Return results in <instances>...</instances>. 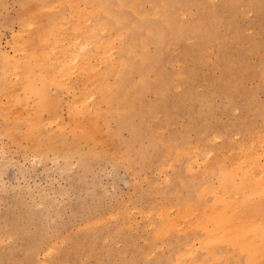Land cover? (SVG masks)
Returning a JSON list of instances; mask_svg holds the SVG:
<instances>
[{
	"label": "rangeland",
	"instance_id": "rangeland-1",
	"mask_svg": "<svg viewBox=\"0 0 264 264\" xmlns=\"http://www.w3.org/2000/svg\"><path fill=\"white\" fill-rule=\"evenodd\" d=\"M0 47V264H264V0H0Z\"/></svg>",
	"mask_w": 264,
	"mask_h": 264
},
{
	"label": "bare ground",
	"instance_id": "bare-ground-1",
	"mask_svg": "<svg viewBox=\"0 0 264 264\" xmlns=\"http://www.w3.org/2000/svg\"><path fill=\"white\" fill-rule=\"evenodd\" d=\"M24 1H25V0H24ZM103 1H104V0H103ZM35 2H36V1H35ZM56 3H57V1H56ZM36 4H37V2H36ZM36 4H35V5H36ZM35 5H34V6H35ZM20 6H21V5H20ZM37 6H38V5H37ZM44 7H45V5H44ZM36 8L39 9V7H34L33 9L36 10ZM22 9H23V7H22ZM33 9H30V10H29V13H28V14H29V16H28V20L26 21V22H27L28 24H30V25L33 24V21H32V20L34 19V16H35V14H36L35 11H31V10H33ZM36 11H37V10H36ZM22 14H23V13H22ZM40 18H41V20H42L44 17L42 18V16L40 15ZM26 22H25V23H26ZM41 23H42V22H41ZM44 24H46V23H44ZM84 27H85V26H84ZM26 28H27V27H26ZM26 28H25V29H26ZM106 28H107V27H106ZM106 28H101V31H102V32H103V31H106V30H105ZM85 29H87V26H86ZM85 29H83L82 31L85 32ZM27 30H28V29H27ZM28 31H30V30H28ZM99 31H100V30H99ZM99 31H98V33H99ZM31 32H32V31L29 32V35H30V34L33 35V34H32L33 32H32V33H31ZM62 32H63V31H62ZM102 32H100V33H102ZM48 33L50 34V35H48V36H51L52 33H50V32H48ZM48 33H47V34H48ZM63 33H64V32H63ZM63 33H61V34H63ZM65 33H66V32H65ZM100 33H99V34H100ZM47 34H45V35H47ZM76 34H77V32H76ZM102 34H103V33H102ZM34 35H35V33H34ZM45 35H44V39H45V37H46ZM31 37H34V38H35L36 36H31ZM64 37H65V36H64ZM67 37H68V36H67ZM79 37H81V36H79ZM71 38H72V37H71ZM86 38H87V36H86ZM88 38H89V40L91 39L89 36H88ZM35 39H36V38H35ZM51 39H52V37H51ZM72 39H73V38H72ZM23 40H25V39L23 38ZM80 40H81V39H80ZM92 40H93V39H92ZM20 41H21V39H20ZM35 41L37 42V40H35ZM54 41H55V40H54ZM57 41L59 42V39H57ZM60 41H61V40H60ZM93 41H94V40H93ZM16 42L19 43V41H16ZM16 42H15V43H16ZM36 42H34V43H36ZM69 42H70V41H69ZM71 42H72V40H71ZM75 42H76V41H75ZM79 42H80V41H79ZM10 43H12V42H10ZM20 43H22V42H20ZM66 44H67V43H66ZM69 44H70V43H69ZM16 45H17V44H16ZM37 45H38V47H39V44H38V43H37ZM70 45H71V44H70ZM87 45H88V44H86L85 40H83V41L81 42V46H78V48L81 50V53H77V52L72 48V49L76 52V54H78V55L81 57V60H80V71H81V75L83 76V78L85 79L86 82L89 80L90 76L93 75V73L95 72V66H98L97 63H96L97 65H95V63L92 62V57H95L96 59H105V58H106V55H107V49H106L104 46H101V47H99V48L96 49V52H95L94 55L92 56V55H91V52H92V51H90V50H94V49H88ZM52 46H53V45H52ZM76 46H77V45H76ZM94 46H95V45H94ZM94 46L91 45V48H96V47H94ZM35 47H37V46H34L33 48H35ZM40 47H41V49H40V48L38 49V50H40V51L37 52V53H38L37 55H38L39 57L36 55V58H35L36 60H37V57L40 58V54L43 55V56H42V59H44V57H48V56L45 55L46 53L44 54L43 46L40 45ZM59 47H61V46H59ZM59 47H58V48H59ZM69 47H70V46H69ZM80 47H81V48H80ZM97 47H98V45H97ZM45 48H46V47H45ZM78 48L76 47L75 49H78ZM24 49H25V51H26V50L28 51L29 48L27 49V48L25 47ZM49 49H50V48H49ZM72 49H71V50H72ZM73 50H72V51H73ZM74 51H73V52H74ZM50 52H51V51H50ZM68 52H69V51H68ZM75 52H74V53H75ZM32 53H33V52H32ZM39 53H40V54H39ZM71 53H72V52H71ZM0 54H1V56H2V54H4L3 51L1 50V47H0ZM60 54H61V52H59V55H60ZM65 54H67V51H66ZM65 54H61V55L63 56V55H65ZM80 54H81V55H80ZM18 55H20V54H18ZM18 55H17V56H18ZM57 55H58V53H57ZM15 56H16V55H15ZM25 56H26V55H25ZM25 56H24V57H25ZM52 56H53V55H52ZM52 56H50V58L48 57L50 61H51L52 58H53ZM75 56H76V55H75ZM113 56H114V55H113ZM2 57H3V56H2ZM24 57H23V58H24ZM54 57H55V55H54ZM59 57H61V56H59ZM59 57H58V58H59ZM55 58H56V57H55ZM55 58H54V59H55ZM26 59H27V58H26ZM40 59H41V58H40ZM45 59H46V58H45ZM54 59H53V60H54ZM93 59H94V58H93ZM0 60H1V59H0ZM47 60H48V59H47ZM49 60H48L47 62L45 61V63L50 64V63H49ZM57 60H58V59H57ZM55 61H56V60H55ZM59 61H60V60H58L57 63H59ZM121 61H122L123 67H126V66H127L126 63H125V62H126V59H124V57H122ZM45 63H43L44 65H42V67L46 65ZM52 63H53L54 66H56V67H54L53 70H54V71H55V70H58V69H59V67H58L59 65L57 66V64H55L54 62H52ZM52 63L50 64L51 66H49V65L47 64L48 67H50L51 70H52V67H53V66H52ZM69 63H70V62H69ZM130 63H131V62H130ZM35 64H37V61H36ZM60 64H61L60 66H62L63 63H60ZM100 64H101V63H100ZM69 65H70V64H69ZM103 66H104V65H103ZM131 66H132V63H131ZM48 67H47V69L50 70ZM64 67H66V65H63V68H64ZM6 68H7V67H6V64H3V63H2L1 77H4V75L7 74V69H6ZM39 68H40V67H39ZM55 68H56V69H55ZM30 70H31L30 73H34V75H36V74L38 73V72H37V68H35V67H31ZM65 70H66V69H65ZM76 70H78V68H77ZM76 70H75V71H76ZM97 70H98V68H97ZM43 71H44V70H43ZM63 71H64V70H63ZM67 71L69 72L70 69L67 70ZM56 72L58 73V72H60V71L58 70V71H56ZM64 72H65V71H64ZM68 72H67V73H68ZM70 72H71V71H70ZM10 74H12V73L10 72ZM69 74H70V76L72 75L71 73H69ZM22 75H23V73H22ZM50 75H51V74H50ZM67 75H68V74H67ZM67 75L64 74V76H67ZM76 75H77V74H76ZM48 77H49V76H48ZM75 77H76V76H74L72 79H74V80H78V81L80 80V81H81V78H80L81 76H80V77L77 76V77H79V79H76L77 77H76V78H75ZM101 77H102V76H101ZM14 78H15V77H14ZM95 78H96V77H95ZM67 79H68V78H67ZM74 80H72V82H73ZM11 82H12V81L10 80V83H11ZM70 82H71V81H70ZM81 82H82V81H81ZM81 82H80V83H81ZM83 82H84V80H83ZM83 82H82V83H83ZM67 83H68V82H67ZM80 83H79V84H80ZM82 83H81L80 86H82ZM0 84H1V82H0ZM20 84H21V83H20ZM48 84H49V83H48ZM75 84H78V83H75ZM75 84H74V85H75ZM85 85L87 86L86 83H85ZM18 87H20V85H19ZM51 87H53V86H51ZM75 87H76V86H75ZM15 90H16V89H15ZM53 91H54V90H53ZM54 93H56V92L54 91ZM60 93H61V92H60ZM60 93H59V94H60ZM6 95H7V94H6ZM11 95H12V94H9V95H7V96H9V98L14 97V96H11ZM13 95H15V94H13ZM62 97H63V96H62ZM46 98H47V97H46ZM48 98H49V96H48ZM12 99H13V98H12ZM52 99H53V98H52ZM52 99H49V100L54 101V99H53V100H52ZM57 100H59V99H57ZM45 102H46V101H45ZM54 102H55V101H54ZM60 102H62V99H61ZM94 102H95V101H94ZM11 104H12V103H11ZM55 104H57V102H56ZM79 105H80V104H79ZM63 106H64V105H63ZM19 107H20V106H19ZM58 107H60V106L58 105ZM58 107H57V108H58ZM91 108H92V107H91ZM76 109H77V108H76ZM84 109H85V101L83 100V101H82V104H81V110H82V112L84 111ZM55 110L57 111V109H55ZM56 111H54V114L56 113ZM57 112H58V111H57ZM83 113H84V112H83ZM61 115H62V114H61ZM91 117H92V116H91ZM91 117H90V118H91ZM80 118H81V116H80ZM35 119H36V120H35L36 124L40 125V124L42 123V117H41L40 115H37V117H36ZM59 121H60V120H59ZM92 121H93V120H92ZM63 123H64V122H63ZM61 124H62V123H61ZM64 124H65V123H64ZM66 124L68 125V123H66ZM72 124H73V123H72ZM67 125H66V126H67ZM40 126H41V125H40ZM40 126H39V127H40ZM43 126H44V125H42V127H43ZM35 128H36V127H35ZM73 128H74V129H79V130H80L79 132L81 133L82 136H83V135H84V136H87L88 133H89V132L87 133L86 128H85L84 124L82 123V121H81V123H79V122H75V125L73 126ZM39 130H40V129H39ZM110 131H111V130H110ZM28 132H29V131H28ZM41 132H43V129H42ZM13 134H14V133H13ZM56 134H57V133H56ZM33 135H34V133H33ZM17 136H18V133H17ZM19 136L22 137L21 135H19ZM30 136H32V135H30ZM215 136H216V135H215ZM61 137H62V136H61ZM247 137H248V136H247ZM51 138H52V137H50V139H51ZM21 140H22V139H21ZM107 141H108V140H107ZM107 141H106V143H107ZM211 141H212V140H211ZM263 141H264V140H263ZM261 142H262V141H261ZM32 144H34V143H31V145H32ZM257 144H258V145L260 144L259 141L257 142ZM256 146H257V145H256ZM256 146H254V147L257 148ZM260 146H261V145H259V148H260ZM262 146H264V144H263ZM65 147H66V146H65ZM255 148H254V149H255ZM263 148H264V147H263ZM263 148H262V149H263ZM198 149H199V148H198ZM254 149L252 148V150H254ZM207 150H208V149H207ZM255 150H258V148L255 149ZM263 150H264V149H263ZM257 152H258V151H257ZM259 152H260V151H259ZM261 152H262V151H261ZM247 153H249V152H247ZM253 153H254V152H253ZM253 153H251L250 155L252 156ZM255 153H256V152H255ZM199 154H200V152H199ZM260 154H262V153H260ZM243 155H244V154H242V156H243ZM232 156H233V155H232ZM253 156H254V154H253ZM222 157H223V156H222ZM262 157H263V156H262ZM200 158H201V157H200ZM236 158H237V156L235 157V159H236ZM231 159L235 160V159L232 158V157H231ZM233 160H232V161H233ZM236 162H237V161H235V163L233 162L234 164H233V163H232V164L235 165V164H237ZM238 162H239V161H238ZM252 162L255 163V165L258 164V163H257V162H258L257 159L252 160ZM250 164L253 165L251 162H250ZM250 164H249V165H250ZM259 164H260V163H259ZM233 165H231V166H233ZM251 165L249 166V167L251 168L250 171L252 170V166H251ZM228 166L230 167L229 164H228ZM243 166H244V165H243ZM253 166H254V165H253ZM257 166H258V165H257ZM200 167H201V166H200ZM225 167H226V166H225ZM236 167H237V169L239 170V172L243 173V172H242V166L240 167L241 170L238 168V166H236ZM236 167H235V170H234V167H232V168H233L232 170H233L234 172L236 171V173H237ZM244 167H248V166H244ZM249 167L246 168V169H249ZM253 168H254V167H253ZM243 169H245V168H243ZM262 169H263V168H262ZM255 170H256L259 174H260V172L264 173V170H263V171H259L258 169L254 168V170H253L254 172H253V171H252V172L255 173V174L257 173V172H255ZM243 171H244V170H243ZM245 171H246V170H245ZM248 172H249V171H248ZM245 173H246V172H244L243 174L246 176V178H248L247 176H249L250 173H249V174H245ZM253 173L251 174L252 176H253ZM244 175H242V176L244 177ZM256 177H258V176H256ZM244 178H245V177H244ZM248 179H249V178H248ZM261 179H262V180H261ZM257 180H258V179H257ZM259 180H261L262 182H264V174H263V176H262ZM259 180H258V182H259ZM251 182H253V181H251ZM253 184H254V183H253ZM212 185H213V184H212ZM208 186H209V185H208ZM262 186H263V185H262ZM262 186H261V187H262ZM209 187H210V186H209ZM258 187H259V186H258ZM215 188H216V187H215ZM210 189H212V188L210 187ZM212 190H213V189H212ZM239 207H240V206H239ZM236 208H238V206H237ZM236 220H237V219H236ZM196 244H197V243H196Z\"/></svg>",
	"mask_w": 264,
	"mask_h": 264
}]
</instances>
